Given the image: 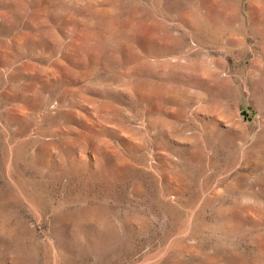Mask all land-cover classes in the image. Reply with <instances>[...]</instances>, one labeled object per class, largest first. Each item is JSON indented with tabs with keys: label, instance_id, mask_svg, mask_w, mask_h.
<instances>
[{
	"label": "rangeland",
	"instance_id": "1",
	"mask_svg": "<svg viewBox=\"0 0 264 264\" xmlns=\"http://www.w3.org/2000/svg\"><path fill=\"white\" fill-rule=\"evenodd\" d=\"M0 264H264V0H0Z\"/></svg>",
	"mask_w": 264,
	"mask_h": 264
}]
</instances>
